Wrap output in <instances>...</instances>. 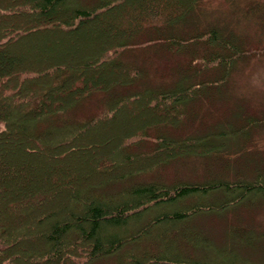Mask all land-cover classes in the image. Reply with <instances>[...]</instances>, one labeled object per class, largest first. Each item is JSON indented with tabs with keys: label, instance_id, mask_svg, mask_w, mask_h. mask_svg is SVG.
<instances>
[{
	"label": "trees",
	"instance_id": "1",
	"mask_svg": "<svg viewBox=\"0 0 264 264\" xmlns=\"http://www.w3.org/2000/svg\"><path fill=\"white\" fill-rule=\"evenodd\" d=\"M200 1L0 0V264H36L20 250L36 241L43 264H212L208 248L220 264H264V155L247 148L264 126V110L258 116L231 104L229 78L245 51L218 24L198 23ZM100 23L107 29L89 34ZM27 33L43 51L33 50ZM40 33L55 36V45L34 38ZM71 40L75 47L59 48ZM154 56L167 58L164 68L153 65ZM94 95L102 96L100 109L81 113ZM201 110L213 118L194 124ZM141 112L144 118L132 115ZM118 113L129 121L113 126L122 132L96 172L117 184L114 192L72 183L68 174L54 183L55 164L31 158V149L55 152L48 159L74 172L66 162L72 133L101 128ZM183 125L194 130L181 134ZM95 156L83 178L95 173ZM189 157L207 160L202 178L177 169L169 178L168 167ZM45 179L49 186L29 187ZM151 202L179 205L142 219ZM130 218H151L162 232L131 234ZM169 239L177 252L165 251ZM232 244L242 257L227 252Z\"/></svg>",
	"mask_w": 264,
	"mask_h": 264
},
{
	"label": "rangeland",
	"instance_id": "2",
	"mask_svg": "<svg viewBox=\"0 0 264 264\" xmlns=\"http://www.w3.org/2000/svg\"><path fill=\"white\" fill-rule=\"evenodd\" d=\"M193 13H194L193 16L198 19V23L200 25L207 24V23L218 24L223 29L228 30L230 34L233 33V37L234 38L236 37L239 43H242L245 54H243L242 58L238 60L236 67L233 70L229 78L228 88L231 92V98H230L231 104L234 107H236V105L233 103L238 101L244 105L245 112L256 113V115H258L261 111L264 110V0H201L198 3L197 7H195ZM121 16L123 17L124 14L123 15L121 14ZM111 18H115V20H117L116 19L117 14L113 13ZM106 19H109V18L106 17ZM107 27H108V23H104V24L100 23V25L98 24L97 26H95V29L90 30L89 34H92L93 36H97V33L99 31L103 30V28L107 29ZM26 36H28V33L25 35V37ZM50 36L49 35L44 36L40 33L39 35L37 34L36 37L34 38L38 39L40 43L49 42L45 44L46 47H47V44L49 47L50 44L55 45V42H56L55 36H52V37ZM28 37L32 41V36L29 35ZM33 43L34 42L32 41V44ZM63 45H60L59 48L60 47L66 48L67 46L72 48L76 46V44H74L72 40L69 43H65V44L63 43ZM34 49L40 53V50L44 49V47L40 44L38 46L33 44V50ZM137 51L143 52L142 47L136 48L135 52L138 54ZM144 51L145 53L150 54V55L157 54L156 52L154 53L153 51H150V52H147V50H144ZM52 54H55V51H52ZM51 55L49 56L51 57ZM29 58L30 56L27 54V57L24 58L25 60H23V64H26L27 62H29ZM166 59L163 60L162 57L154 56L153 65L155 67H158L159 69H162L166 65L165 64ZM54 60H55V57L51 58L48 61L53 62ZM64 61L68 62L67 60H64ZM97 65L100 66L99 63ZM101 99H102L101 95H94L93 97L87 99V101L84 103L85 104L84 108L83 107H82L83 109L81 107H80L81 109L79 108L80 112L82 113L84 111L85 114L87 113L90 114L93 112L96 113V111L100 109V107L98 106V103L100 102ZM206 110L208 111V109ZM130 111L133 112L134 109H130L129 112ZM201 114L203 117L202 119L203 121L202 120L200 121L198 118L197 123H194V124H200V123L204 124L207 121V118H211V119L213 118V115H209V114L203 116V110H201ZM132 115H135L136 120L140 118H144L142 112L140 114L133 113ZM125 119L127 120V122L129 121V117H127L126 114L118 113L115 120L109 123H104L101 128L100 127L98 129L93 128L87 134H84L85 131L80 132L78 135H76L75 133H72L75 135V137L72 141L68 142L67 144H68L69 151H71L73 156L66 159V162H68L70 165H72L71 162H73L72 168L74 172L70 171L68 173V170H65L66 169L65 165L61 166L60 163L55 159L53 160L48 159L47 155L56 157L55 152H46L43 154V153L35 152L34 149H31V153H32L31 158L33 159V161L39 160L41 158L47 163H49V165L55 164L57 169L55 168L53 172L57 173L58 179L54 183H59L61 177L63 175L68 174V175H72L70 176L72 183H86V184L88 183L89 186H92V187L95 185L101 184L100 189H103V190H105L103 186L106 185L108 186L107 190H111V191L113 190L112 192H114L115 189H117L116 188L117 184L108 183L109 181L108 178H104V177L102 178L96 173L98 172L97 162L99 161L100 158L107 155L108 152L110 153L111 149L115 145H117L116 144L117 135L122 131L117 130L119 125H116V127H113V126ZM124 130H128V128ZM193 130H194L193 126L187 127L183 125L178 130V132L181 134H185ZM85 137L88 140L84 141ZM70 138L71 137L69 134L68 137H63V138H60L59 140L61 141V143H63V142H66L65 141L66 139L69 140ZM247 148L248 150H251L253 152H258L264 155V126H260L259 129H255L254 136L250 144L247 146ZM93 153L96 154L95 158L93 159V167L95 169V173L92 172L83 178L82 174H87V172L90 171L91 167H90L89 157ZM206 165H207V160H202L200 157H189L188 161L181 166L177 164L169 166L168 167L169 169L168 177L169 178L172 177V175L175 174V171L177 169V172L179 170L183 173L193 172L194 170H197L195 177L202 178L205 168H208V166ZM187 168H189V171H185V169ZM192 168H196V169L192 170ZM41 171H42L43 177H45L47 175V169L45 171L41 169ZM34 182L35 181L33 180L28 182V183H31L29 184L30 188H32L34 185H36L40 189L46 186H49V183H46L47 182L46 179L44 180V182H39V183H34ZM13 185H15V183H13ZM37 187H33V188H37ZM90 189L91 188H87L88 191ZM16 190H18L17 187H16ZM82 198L83 199L89 198V195L83 192ZM107 198H108L107 200L108 201L110 200V202H115V200L117 201L121 200L118 196H115V195L107 196ZM1 199L2 197L0 196V201ZM75 202L76 200H72V198L70 199L71 206L74 207L75 210L80 211L82 209V206L76 205ZM178 205L179 204L177 203L175 205L174 204L168 205L164 203L155 204V202L148 203V206L145 210L146 212L143 213L145 216L142 217V219H146L148 217L147 215H149L151 211H172ZM151 223H153V220L151 218L148 221L146 220L145 223L135 222V219L130 218V221L128 222L126 226V229L129 232L131 231V234H132L134 233L133 231L138 230V228H142L144 230L149 228L151 233L148 234V236L150 237H152L153 234H160L162 232L161 226L156 225V224L151 225ZM176 225L178 226L179 224H176ZM105 230H108L110 233H112L113 231H116V228L105 227ZM68 238H72L71 233H69ZM33 244H36V245H33L31 247L24 246L25 249L23 248L20 249L23 253L22 256L29 261H33V260L36 261V264H43L42 262H40V257L34 253L36 250H40L41 248L40 241L38 242L36 241ZM175 247H176V243L172 239L171 240L169 239L168 242L165 243L166 250L165 249L164 250L166 252L168 250L169 251L175 250V252H177ZM207 251H209V254H206L204 256L209 257L211 259L210 261L212 264H220L218 260L221 257L217 255L215 250L213 248H208L206 252ZM249 251H250V254L254 253L251 250ZM227 252H234V253L236 252L237 255L242 257L240 251L238 252L237 247L235 245L233 246V244L231 245V247L228 248ZM213 260L214 262H212ZM32 264H35V263L32 262ZM48 264H51V262Z\"/></svg>",
	"mask_w": 264,
	"mask_h": 264
}]
</instances>
